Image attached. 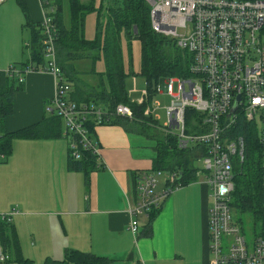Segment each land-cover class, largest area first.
<instances>
[{
  "label": "crops",
  "instance_id": "1",
  "mask_svg": "<svg viewBox=\"0 0 264 264\" xmlns=\"http://www.w3.org/2000/svg\"><path fill=\"white\" fill-rule=\"evenodd\" d=\"M43 1L5 0L0 5V71L28 58L29 53L25 58L22 54V38L29 42L33 25L42 21L46 10H51L48 3L56 12L53 0ZM101 1L79 0L90 4V12L96 14ZM68 21V4L64 0L66 26ZM85 61L77 60L75 65L86 83L96 86L95 73L103 74L105 70L102 54L93 64H100L94 73L79 68ZM123 63L127 77L124 50ZM135 71H139V62ZM101 78L106 85L105 76ZM163 83L158 84L160 91H164ZM70 85L71 98L74 84ZM53 93L54 78L50 73L24 74L20 87L12 93L11 111L4 117L3 131L13 134L48 118L51 114L46 112V106ZM145 117L142 124L155 128V121H147L151 119L149 114ZM128 121L135 124L123 118L121 123L94 128L100 149L97 167L88 174L69 165L66 140L60 135L10 139V150L0 155V216L8 217L9 220L1 218L13 229L15 244L11 247L12 258L8 262L0 260V264H44L46 260L60 261L72 251L106 257L109 264H209L207 218L211 203L202 177L172 192L150 222L147 217H139L136 236L130 232L125 194L133 192L132 174L151 169L157 152L134 146L138 138L151 139L156 145V137L144 125L139 128L135 124L133 129L129 125L126 129Z\"/></svg>",
  "mask_w": 264,
  "mask_h": 264
},
{
  "label": "built area",
  "instance_id": "2",
  "mask_svg": "<svg viewBox=\"0 0 264 264\" xmlns=\"http://www.w3.org/2000/svg\"><path fill=\"white\" fill-rule=\"evenodd\" d=\"M4 1L0 0V5ZM144 1L149 5L151 29L173 39L190 55L189 76L170 78L164 84L170 101L163 108L166 121L161 129L174 134L179 147L196 144L205 151L201 164L211 203L207 218L209 264H264V0ZM41 27L45 64L23 70L8 67L5 71L18 83L28 72L50 73L54 93L46 112L61 118L68 152L77 159L81 147L99 156L97 143L85 126L87 121L91 119L96 127L114 117L130 118L132 111L121 103L106 109L72 100L71 85L56 63V28L46 13ZM173 82L178 83L175 93ZM147 95L142 91L136 103H143ZM188 109L201 115L199 124L205 131L186 132ZM144 113H150L148 107ZM257 116L260 130L255 124ZM238 120L242 127L250 124L254 128L262 151L263 223L251 242L233 219L229 203L234 188L233 163L243 161L246 148L244 135L236 133ZM179 186L177 172L149 169L136 174L133 192L125 194L132 235L139 231V217L160 206ZM1 217L9 220L6 215ZM5 258L0 251V260Z\"/></svg>",
  "mask_w": 264,
  "mask_h": 264
},
{
  "label": "trees",
  "instance_id": "3",
  "mask_svg": "<svg viewBox=\"0 0 264 264\" xmlns=\"http://www.w3.org/2000/svg\"><path fill=\"white\" fill-rule=\"evenodd\" d=\"M56 4V12L52 10L54 5L48 3L51 10H46L47 16L56 28L55 51L56 63L63 72L64 77L70 84H74V91L71 92V98L77 102H93L97 105L112 109L116 104L121 103L127 105L132 111V117H114L104 124L121 123V119L127 118L131 122L140 125L146 119L144 111L150 104L151 96L157 91L159 83L165 82L170 78L188 77L190 55L176 46L173 39L165 37L154 32L150 26L149 5L144 0H102L96 14V36L92 40H88L84 36V18L90 12V4L84 5L79 0H66L69 10L68 26L63 22V2L64 0H53ZM41 22L33 25L31 38L27 45L28 58L10 65L19 70H23L27 66L39 68L45 64L43 57V39ZM140 42V59H139V75L146 79L147 97L141 104L130 102L128 100L127 91L124 87L126 73L123 63V42L130 45L132 41ZM102 54L105 70L103 74L97 75V84L92 86L83 79L75 62L81 59H88L94 64ZM128 60V59H127ZM93 71V70H92ZM94 73V71L92 72ZM133 74V72L131 73ZM104 75L106 85L102 82L101 76ZM165 84V83H164ZM150 85H154L153 90ZM20 87V83L11 77L5 70L0 71V155L4 156L10 150V139L14 136L19 137H44V136H62V120L56 115H50L41 122L19 130L13 134L3 131L4 117L11 111L12 93ZM151 118V117H149ZM152 122L156 120L151 118ZM201 115L193 109H188L185 115L186 132L196 133L205 131L200 127ZM237 121L236 133L245 137L246 148L244 151L243 161L233 163V182L234 188L229 201L230 207L235 206L238 210H256L260 209L261 221L263 223V214L261 207V160L262 151L257 140V133L250 124L241 126V122ZM135 124L125 123L126 129L131 125L130 129L135 128ZM86 128L90 132V136H94V124L92 120H88ZM155 126V125H154ZM201 129H200V128ZM156 128V126H155ZM156 158L151 169H159L165 172H177L178 183L180 186L194 181L197 172L203 173V169L196 168L195 161L201 162V157L205 154L202 147L194 144H188L185 147H179L174 134L166 133L162 129H156ZM234 134V131L233 133ZM256 143L259 151H250V145ZM79 158L74 159L68 152L69 165L74 169H82L85 174L97 167V157L89 150L79 148ZM258 154L260 164L259 171L256 165H252V161H248ZM254 169L250 173V169ZM241 173V170H244ZM136 174H132L133 184ZM239 179V183L237 182ZM253 186L258 191L257 199L254 197ZM257 200V205L255 204ZM164 203V202H163ZM163 203L152 208L147 214V221L150 222L156 212L161 209ZM257 206V207H256ZM7 220V219H6ZM0 216V248L1 253L6 256L3 260L8 262L12 258L11 248L15 244L14 231L9 222ZM261 223V224H262ZM262 228V226H261ZM16 257V253H13ZM18 260V259H17ZM74 262L75 264H109V259L84 253L72 251L64 256L60 261L46 260L44 264H67ZM21 264H30L26 261Z\"/></svg>",
  "mask_w": 264,
  "mask_h": 264
},
{
  "label": "rangeland",
  "instance_id": "4",
  "mask_svg": "<svg viewBox=\"0 0 264 264\" xmlns=\"http://www.w3.org/2000/svg\"><path fill=\"white\" fill-rule=\"evenodd\" d=\"M85 18V36L87 38H95L96 36V13L95 12H89ZM1 33V31H0ZM25 34V33H24ZM89 35V36H87ZM90 39V40H92ZM1 41V39H0ZM25 39L22 38V51H23V56L24 58L28 54V48L25 46L27 43H25ZM25 43V44H24ZM123 50L127 56V73L128 76L125 78V87L128 93V100L131 102H134L138 99L141 98L142 91L147 89L148 83L146 82V79L141 76H132L130 75L132 72L134 74L137 73L136 67L137 63L139 62L140 59V42L135 40L130 43V45H126V43L123 44ZM87 61L84 62V64L79 65V68L84 71V72H90L91 70H98L100 68V64L97 63L95 66L92 64V62L88 59H85ZM83 61V60H82ZM99 63H102V61H99ZM166 84V81L164 82ZM163 83V84H164ZM151 88L154 90L155 86L150 85ZM172 91L175 93L177 91V82L172 83ZM163 87V85H162ZM158 89V86H157ZM170 101V96L163 91L155 92L150 99V104L148 105V109L150 110L149 116L153 119L156 120L155 126H157L159 129L164 125L166 121V116L164 114V109L162 107L164 105H167ZM148 116V115H147ZM147 121H150L148 119ZM255 124L258 130L261 128V121L259 116L255 118ZM142 126L145 130L151 131L152 135L155 136L157 134V130L153 126H146L145 124ZM172 133H175V131L172 129ZM99 139V138H98ZM92 140L97 143L98 149H100V144L98 140L96 139V136L94 135ZM134 146H138V149L141 151H155V143L153 140L148 139V138H138V140L135 142ZM251 150L250 151H259V149L256 147V143L254 142L252 145L249 147ZM129 150V149H128ZM136 151V148L134 149ZM130 151H132L130 149ZM248 161H252V165H256L257 169L256 171H259V161H258V154L257 156H254V158H251ZM195 166L196 168L202 170V164L200 161H195ZM244 170H241V173H244ZM250 173L254 172V169L249 170ZM201 172V171H200ZM198 178H203L204 182V174L201 172V175H197ZM237 182L239 183V179H237ZM262 191V186L260 187L259 193L261 194ZM253 192H254V197L257 199L258 191L256 190V187L253 186ZM257 205V200L255 202ZM257 207V206H256ZM231 214L233 219L241 226V229L243 231V234L245 238L247 239L248 242H251L252 238L256 235H258L261 232V226H262V221H261V213L260 209L256 208V210H238L235 206H231Z\"/></svg>",
  "mask_w": 264,
  "mask_h": 264
},
{
  "label": "water",
  "instance_id": "5",
  "mask_svg": "<svg viewBox=\"0 0 264 264\" xmlns=\"http://www.w3.org/2000/svg\"><path fill=\"white\" fill-rule=\"evenodd\" d=\"M239 100V96H237L236 97V101H235V104H234V106H233V108H232V111H234L235 109H236V102Z\"/></svg>",
  "mask_w": 264,
  "mask_h": 264
}]
</instances>
